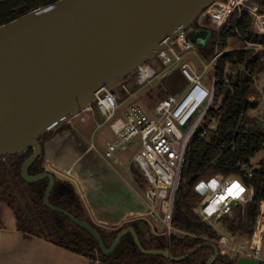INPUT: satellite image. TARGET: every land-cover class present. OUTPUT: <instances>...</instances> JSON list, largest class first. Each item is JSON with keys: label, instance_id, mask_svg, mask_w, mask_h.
Returning <instances> with one entry per match:
<instances>
[{"label": "water", "instance_id": "obj_1", "mask_svg": "<svg viewBox=\"0 0 264 264\" xmlns=\"http://www.w3.org/2000/svg\"><path fill=\"white\" fill-rule=\"evenodd\" d=\"M215 1L51 0L1 24L0 159L32 149L24 175L40 156L44 163L83 180L89 172L107 173L109 165L91 145L104 121L97 93L109 91L119 103L135 95L162 71L159 51L165 40L183 54L176 43L180 34L195 43L199 57L209 63L216 51L205 60L201 49L213 30L200 18ZM42 178L50 180L45 206L85 231L104 256L114 254L128 236L143 255L165 262L184 261L202 248L180 257L168 249L147 250L140 237L150 242L153 233L143 222L123 229L107 247L93 225L49 202L53 176L31 181ZM13 217L15 230L21 233L14 213ZM208 246L214 255L207 264H213L220 252L217 246ZM238 264L259 263L240 259Z\"/></svg>", "mask_w": 264, "mask_h": 264}, {"label": "trees", "instance_id": "obj_2", "mask_svg": "<svg viewBox=\"0 0 264 264\" xmlns=\"http://www.w3.org/2000/svg\"><path fill=\"white\" fill-rule=\"evenodd\" d=\"M49 1L51 0L0 2V25ZM254 1L259 4L260 13L264 15V0ZM253 27V19L249 13H236L221 31H213L208 45L201 49L203 58L208 60L216 50L221 52L227 49L229 41L240 44L239 49L235 48L223 54L215 64L214 101L207 117L218 121L216 131L206 137L197 133L187 148L172 220V225L186 234L170 237L152 235L150 242L140 237L145 249H168L174 257H180L199 246H202L201 249L184 261L165 262L160 258L143 255L128 236L114 254L104 256L98 244L85 231L64 216L45 209L38 197L30 201L35 207L33 214L26 213L29 215L27 218L21 210L10 207L16 217L18 230L27 238L46 239L59 247L104 264H207L214 255V249L208 245L217 246L220 252L219 258L213 264H238L237 259L225 255L216 243L221 235L203 222L196 213L203 197L197 193L195 186L200 180L209 181L217 176H237L252 186L255 192L253 202L245 207H235L230 216L220 220L221 227L227 233L252 237L261 205L264 203V161H260L255 167L251 178L241 169L243 163L251 161L264 150V126L252 115L258 104L248 99L255 78L264 74V50L256 51L247 47V44L264 47V34L255 33ZM175 76V80L170 77L163 80L171 81L168 83L169 93L160 88L156 100L165 99L171 93L178 92L183 80L179 72ZM133 174L141 188H146L144 178L134 168ZM69 194L71 197L68 204H71L75 211L65 209L98 229L107 247H110L117 234L128 227L119 228L112 234L105 232L86 216L79 197L73 192ZM58 203L61 201L58 200ZM135 224L137 223L132 225Z\"/></svg>", "mask_w": 264, "mask_h": 264}, {"label": "built area", "instance_id": "obj_3", "mask_svg": "<svg viewBox=\"0 0 264 264\" xmlns=\"http://www.w3.org/2000/svg\"><path fill=\"white\" fill-rule=\"evenodd\" d=\"M236 13H249L258 33L264 31V16L260 15V6L254 0H217L202 13L200 23L219 32ZM169 41L165 40L163 49L159 51L163 69L155 79L164 80L178 71L186 83L178 95L159 101L152 111L139 104H131L125 112H121L122 118L119 116L122 103L118 102L116 95L109 91L97 93V105L104 118L98 129L108 125L115 135V140L107 144L103 158L107 162L115 159L116 152H127L134 147L133 140L140 138L132 164L142 173L147 186L141 189L139 196L147 206V221L162 225V235L168 237L186 234L172 225L176 197L191 140L197 133L206 137L218 127L217 121L209 128L200 129L214 101V68L223 55L222 51L216 50L212 60L204 63L205 68L201 72L193 61L185 60L187 55L199 56L195 43L185 34H180L176 43L183 51L181 55ZM247 46L256 51L264 50L261 45ZM208 64L213 67V78L209 83L204 80ZM248 99L254 102V98ZM255 167L252 160L241 165L248 178L253 176ZM237 185L238 189L235 187ZM195 190L203 197L196 213L203 222L219 233L217 223L230 216L235 207H245L253 202L255 195L253 187L237 176L200 180ZM221 235L216 243L234 254V257L263 263L264 203L261 205L254 233L246 242L230 233Z\"/></svg>", "mask_w": 264, "mask_h": 264}, {"label": "crops", "instance_id": "obj_4", "mask_svg": "<svg viewBox=\"0 0 264 264\" xmlns=\"http://www.w3.org/2000/svg\"><path fill=\"white\" fill-rule=\"evenodd\" d=\"M261 34H264V31L261 32ZM233 49L235 48H230L228 46L227 49L222 52L223 54H225L229 51H232ZM236 49H239V47H237ZM201 60L204 64V60ZM177 72L178 71H175L170 76V79H173ZM182 80L183 83L180 86L178 92L169 96L178 95L182 91V89L186 86L183 78ZM109 142L111 141L106 142V148ZM91 145L103 158L106 148L104 153L99 151L95 143L93 142V138L91 141ZM137 151L138 149H135L134 147H131L127 151L131 153L129 162L122 161L117 156V152L115 154V159L111 161L107 162L103 158L110 167L109 171L107 173H103L100 170L92 173L89 172V175L86 176L88 178L85 180H83L80 176L73 175L72 173H68L67 171H63L62 169L53 166L51 162H45V164L49 170L55 173L58 179L64 182H68L73 186L76 194L80 199L86 216L96 226L102 229L112 230L114 228L119 229L127 223V226H131L134 223L143 222L150 226L153 235H162L163 231L160 232L158 230V225L160 224H155L153 222L151 223L150 221H147V206L141 196H139V192H141V186L136 182V177L133 174V168L135 169V167L132 164L133 156ZM115 165H118L119 169H116ZM101 212L121 213V215L119 216L120 218H116L115 220L110 221L99 217L98 214ZM219 224L220 221L217 224L218 228L220 229ZM222 230L223 229H220L221 234H228L227 232ZM177 236H180V234H177ZM239 239L243 241L242 238ZM248 239L250 238H247V240ZM226 254L232 259H237V261H239L240 259H244L234 257V254L230 253L229 251L227 252V250H225V255ZM0 264L104 263L100 261H92L87 257L78 255L65 248L59 247L43 238H27L26 236L15 230V219L13 217V213L7 206L0 203Z\"/></svg>", "mask_w": 264, "mask_h": 264}, {"label": "flooded vegetation", "instance_id": "obj_5", "mask_svg": "<svg viewBox=\"0 0 264 264\" xmlns=\"http://www.w3.org/2000/svg\"><path fill=\"white\" fill-rule=\"evenodd\" d=\"M32 155L33 150L29 149L22 154L0 159V203L5 204L9 208L21 210L27 218L29 215L26 213L33 214V207H35L32 206L30 201L38 197L43 207L52 212L45 206V197L50 186L49 178L31 181V179L41 175H50L53 176L55 185L49 193V202L55 207L64 210L68 208L75 211L74 207L68 204L71 197L69 193L73 192L76 194L73 186L58 179L55 173L47 168L41 156L28 167L26 174H23V166ZM63 185L65 190L63 191L64 194H61L59 190H61ZM58 200L61 201L60 204Z\"/></svg>", "mask_w": 264, "mask_h": 264}, {"label": "rangeland", "instance_id": "obj_6", "mask_svg": "<svg viewBox=\"0 0 264 264\" xmlns=\"http://www.w3.org/2000/svg\"><path fill=\"white\" fill-rule=\"evenodd\" d=\"M260 15H263V14L260 13ZM253 28H254V32L259 34L258 33V28L256 29L255 26ZM228 46L230 48H237V47H240V44L238 42L235 43V42H232V41L230 42L229 41ZM185 60L193 61L196 64L198 70L201 71V72L205 68V64L206 63L203 64L202 60L199 58V56L196 57L194 55H187L185 57ZM208 66H209V64H208ZM212 78H213V67L209 66L208 71L205 72V74H204V80H205V82H209V80H212ZM175 79H173V80H175ZM168 83L170 84L171 81H165L164 82L162 79H155L150 84L146 85L145 87H143L142 89L137 91L135 95H133L132 97H130L129 99L124 101L122 103L121 107H120V112L119 113H121L122 111L125 112L131 104L132 105L133 104H139V105L145 107L147 110L152 111L155 108L157 102L159 101V100H156L155 97L157 96V94H159L160 88H162L163 90H166L169 93ZM152 97H153V99H152ZM249 98L250 99L254 98V100H253L254 103L258 104L257 110L254 111L252 113V115L255 118L259 119V123L264 126V74H261L260 76L255 78V83L253 84L252 90H251V92L249 94ZM119 116L123 118V113H121ZM212 123H217V120L216 119H210V118L207 117L205 119V121L203 122V124L200 126V129L209 128ZM113 140H115V135L111 131V129L109 128L108 125L102 126L101 128L97 129V131L94 133V136H93V142L95 143V145L98 148V150L101 151L102 153H104V151H105L106 142L113 141ZM139 143H140V138L139 137H137V138H135L133 140V146H134L135 149H138ZM130 155H131V153H129V152H127V153L126 152H121V151L117 152V156L124 162H129ZM260 161H264V150L261 151L260 153H258L252 159V163L254 165H256V166L259 164ZM134 167L138 171V173L142 176V173L139 171V169L136 166H134ZM115 168L119 169V166L115 165ZM218 177H221V176H218ZM120 215H121V213H107V212L106 213L101 212V213L98 214L99 217L104 218L105 220H110V221H113L116 218H120L119 217ZM127 225H128V223L125 224L124 226H127ZM219 226H220V229H223L220 224H219ZM103 230L105 232L109 233V234H112V233H114L117 230V228L116 229L114 228L112 230H110V229H108V230L103 229ZM158 230L160 232L164 231L163 226L162 225L161 226L158 225ZM238 237L243 239V241L240 239L242 242H246L247 241V237L240 236V235H238ZM221 251L223 253H225V249L221 248ZM263 254H264V249H263Z\"/></svg>", "mask_w": 264, "mask_h": 264}, {"label": "snow or ice", "instance_id": "obj_7", "mask_svg": "<svg viewBox=\"0 0 264 264\" xmlns=\"http://www.w3.org/2000/svg\"><path fill=\"white\" fill-rule=\"evenodd\" d=\"M237 189L239 188V186L237 185V186H235Z\"/></svg>", "mask_w": 264, "mask_h": 264}]
</instances>
